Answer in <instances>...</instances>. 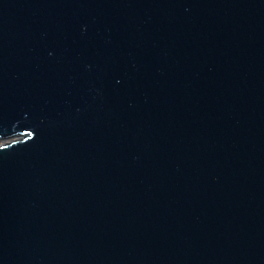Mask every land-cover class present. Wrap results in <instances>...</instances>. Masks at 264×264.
<instances>
[{"label": "water", "instance_id": "95a60500", "mask_svg": "<svg viewBox=\"0 0 264 264\" xmlns=\"http://www.w3.org/2000/svg\"><path fill=\"white\" fill-rule=\"evenodd\" d=\"M0 139V264H264V0H0Z\"/></svg>", "mask_w": 264, "mask_h": 264}, {"label": "rangeland", "instance_id": "374dc122", "mask_svg": "<svg viewBox=\"0 0 264 264\" xmlns=\"http://www.w3.org/2000/svg\"><path fill=\"white\" fill-rule=\"evenodd\" d=\"M20 137L19 135L11 136L10 138H7V141L12 140L14 138ZM4 139H0V143L3 142Z\"/></svg>", "mask_w": 264, "mask_h": 264}]
</instances>
